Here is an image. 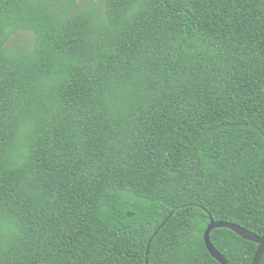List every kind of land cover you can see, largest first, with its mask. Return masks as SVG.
<instances>
[{
    "label": "trees",
    "instance_id": "trees-1",
    "mask_svg": "<svg viewBox=\"0 0 264 264\" xmlns=\"http://www.w3.org/2000/svg\"><path fill=\"white\" fill-rule=\"evenodd\" d=\"M211 218L264 234V0H0V264H221Z\"/></svg>",
    "mask_w": 264,
    "mask_h": 264
},
{
    "label": "water",
    "instance_id": "water-1",
    "mask_svg": "<svg viewBox=\"0 0 264 264\" xmlns=\"http://www.w3.org/2000/svg\"><path fill=\"white\" fill-rule=\"evenodd\" d=\"M128 216L132 217L134 215L129 214ZM171 217H172V215L166 219V221L161 225L159 230L155 232L153 238L158 235L159 231L167 224V222L170 220ZM222 228L229 229V230L233 231L234 233H236L242 239L259 245L258 251L256 253V256H255L252 264H260L261 263V261L264 257V234L262 237H260L256 234L251 233L250 231L246 230L245 228H243L239 225L224 222V221H215L214 219L211 218L210 224L208 225V228L204 234V241H205L206 247H207L210 255L214 259H216L221 264H229L228 261L225 259V257L214 247V245L211 242V233L216 229H222ZM148 254H149V249L147 251V255ZM147 264H149L148 261H147Z\"/></svg>",
    "mask_w": 264,
    "mask_h": 264
},
{
    "label": "rangeland",
    "instance_id": "rangeland-1",
    "mask_svg": "<svg viewBox=\"0 0 264 264\" xmlns=\"http://www.w3.org/2000/svg\"><path fill=\"white\" fill-rule=\"evenodd\" d=\"M21 37H23V38H28V37H30V34H29V33H25V34H23Z\"/></svg>",
    "mask_w": 264,
    "mask_h": 264
}]
</instances>
